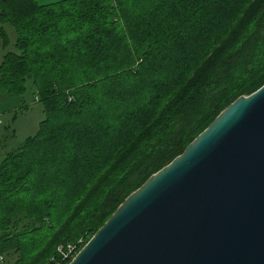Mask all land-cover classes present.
<instances>
[{
    "label": "trees",
    "instance_id": "obj_1",
    "mask_svg": "<svg viewBox=\"0 0 264 264\" xmlns=\"http://www.w3.org/2000/svg\"><path fill=\"white\" fill-rule=\"evenodd\" d=\"M7 23L0 91L33 88L45 117L0 163V264L87 242L264 84V0H0Z\"/></svg>",
    "mask_w": 264,
    "mask_h": 264
},
{
    "label": "water",
    "instance_id": "obj_2",
    "mask_svg": "<svg viewBox=\"0 0 264 264\" xmlns=\"http://www.w3.org/2000/svg\"><path fill=\"white\" fill-rule=\"evenodd\" d=\"M68 264H264V84L131 192Z\"/></svg>",
    "mask_w": 264,
    "mask_h": 264
},
{
    "label": "rangeland",
    "instance_id": "obj_3",
    "mask_svg": "<svg viewBox=\"0 0 264 264\" xmlns=\"http://www.w3.org/2000/svg\"><path fill=\"white\" fill-rule=\"evenodd\" d=\"M37 1L45 4L44 2L51 3L57 0ZM2 28L4 29L0 30V64L5 53L14 48L16 37L11 24H4ZM38 99L31 87H28V90L21 95L0 91V108L2 109L0 113V163L7 153L23 145L29 136L38 131L40 122L45 117L43 104Z\"/></svg>",
    "mask_w": 264,
    "mask_h": 264
},
{
    "label": "built area",
    "instance_id": "obj_4",
    "mask_svg": "<svg viewBox=\"0 0 264 264\" xmlns=\"http://www.w3.org/2000/svg\"><path fill=\"white\" fill-rule=\"evenodd\" d=\"M85 244L84 238H80L76 242L59 246V256L52 257L46 264H68Z\"/></svg>",
    "mask_w": 264,
    "mask_h": 264
},
{
    "label": "crops",
    "instance_id": "obj_5",
    "mask_svg": "<svg viewBox=\"0 0 264 264\" xmlns=\"http://www.w3.org/2000/svg\"><path fill=\"white\" fill-rule=\"evenodd\" d=\"M44 3H48V2H44ZM4 98H5V97H4ZM1 110H2V109L0 108V113H2ZM5 112H6V110L4 111V113H5Z\"/></svg>",
    "mask_w": 264,
    "mask_h": 264
}]
</instances>
